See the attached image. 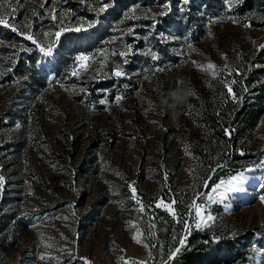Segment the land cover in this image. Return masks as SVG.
Masks as SVG:
<instances>
[{"label":"rangeland","instance_id":"1","mask_svg":"<svg viewBox=\"0 0 264 264\" xmlns=\"http://www.w3.org/2000/svg\"><path fill=\"white\" fill-rule=\"evenodd\" d=\"M240 4L0 0V17L10 21L8 28L0 25V218L9 227L7 243L16 238L0 252V264H157V210L178 218L155 206L161 200H175L176 212L177 202L183 205L184 244L176 248L196 232L210 244L231 242L218 264H264V72L258 73L264 71V8L239 16ZM113 12L118 18L110 21ZM29 34L51 46L52 55ZM149 49L157 60L145 54ZM208 63L216 69L198 67ZM31 76L41 83L36 92ZM181 85L190 100L173 108L168 94ZM226 106L254 119L238 125L237 168L204 191L207 180L199 189L193 174L199 165L193 147L207 138L203 115ZM227 128L228 137L237 131L231 123ZM107 132L115 134L111 146ZM226 155L227 165L230 150ZM241 174L243 191H226Z\"/></svg>","mask_w":264,"mask_h":264},{"label":"trees","instance_id":"2","mask_svg":"<svg viewBox=\"0 0 264 264\" xmlns=\"http://www.w3.org/2000/svg\"><path fill=\"white\" fill-rule=\"evenodd\" d=\"M263 8V0H241V4L237 8V14L239 16L243 14H250L254 10L262 12ZM117 18L118 14L113 12L110 14L109 20L112 21ZM19 68L20 67H18V69ZM261 72L264 71H260L258 73ZM31 80L33 81V91L36 92V89L41 87V83H39V81L37 82V80H35L32 76ZM104 85L108 86L110 85V82L107 81ZM217 92L223 93L225 90L217 87ZM263 92L264 85L261 87L260 93L262 94ZM89 93L90 97L95 98L94 88H91ZM260 101L261 100L258 102ZM253 119L254 116L252 113L245 115V112H241V110H232V108H229L228 106L221 107L217 113L213 110L211 112H206L203 115L202 120L207 133V138L204 145H196L193 147V153L199 160V165H196L195 171H193L195 179H199L200 181V185L198 187L199 189L202 188L204 180H207L204 188V191H207L225 174L226 170L237 168L235 162L239 160L240 157L236 155L234 140L240 133L238 131V127L241 125L242 120L249 123ZM22 123L24 126L26 125V118H22ZM229 123L237 126V131L231 132V137L226 135ZM107 137L111 146L114 142L115 134L107 132ZM229 150L231 160H229L226 165V153ZM91 154H94L93 150H91ZM225 166L227 169H224ZM186 197L189 199V196ZM176 207L178 213L177 220H173L165 213L157 210L159 215L162 216V221L156 223V239L158 245H156L153 249V260L157 264L161 261L167 260L169 253L174 251V249L178 246V241L183 227V223H180L179 221L181 217H183L182 213H184V210L183 205H180V202H177ZM160 224H163L162 230L159 229ZM7 228H9L8 224H5L0 218V252H6L16 243V238H13L11 242L7 243ZM172 235L173 240H170ZM205 241H207L206 244ZM185 242L186 245L184 247H180L181 251L171 260H167V264H218L222 259L220 258V254L231 250V242L221 241L217 244H210V240L206 235H199L196 232H192Z\"/></svg>","mask_w":264,"mask_h":264},{"label":"snow or ice","instance_id":"3","mask_svg":"<svg viewBox=\"0 0 264 264\" xmlns=\"http://www.w3.org/2000/svg\"><path fill=\"white\" fill-rule=\"evenodd\" d=\"M184 3L185 4H187L188 3V0H184ZM105 7H107V5H104L103 7H101V9H100V11H104V8ZM163 14V13H162ZM13 15H14V11H13ZM56 17H53V19H55ZM233 22H236L235 20L233 21ZM0 25H3L5 28H8L9 26H10V21L6 18V17H0ZM248 25H245V27H247ZM26 27H31L30 25H26ZM11 30L13 31V32H17L18 31V29H17V27H15V26H12L11 27ZM61 31H63V30H60V31H57L56 33H55V35L57 36V37H59L60 35H61ZM75 31H81V28H76L75 29ZM44 35L45 36H48L49 34L48 33H44ZM27 39H29V40H32V42L34 43V44H36L37 45V47H39L40 48V50L42 51V52H44V54L47 56V55H52V47L51 46H48L47 48H45V46H43V45H41V44H39L34 38H33V36L32 35H27ZM130 47V46H129ZM260 47H262V48H264V45H261ZM146 55H148V56H150V58L152 59V60H157L158 59V56L154 53V52H152L151 51V49H149V51L147 52V53H145ZM113 55H117V53H113ZM118 55H120V56H126L127 55V53H125V52H120V53H118ZM89 58L88 57H85V56H78L77 57V60H79V61H86V60H88ZM198 67H200L201 68V70H212V69H216V66L214 65V64H212V63H208L206 66L205 65H199ZM227 67V66H226ZM80 68L82 69V70H86V68H87V65H85V64H81L80 65ZM164 69H158V71H163ZM216 71H220V70H216ZM216 73L214 72L213 73V75H215ZM73 75H78V73L77 72H73ZM114 75L116 76V77H121V76H123V75H126L125 73H123V72H121V71H116L115 73H114ZM228 92L230 93V92H232V89H231V87L229 86L228 87ZM120 99H122V97H120V96H117L116 97V100L117 101H119ZM232 99H237V97L235 96V95H233L232 96ZM99 103L100 104H105L106 103V101L105 100H100L99 101ZM187 151V150H186ZM190 154V153H189ZM262 167H264V165H262ZM246 180V177H244L243 176V174H241V176L239 177V178H237V177H232L231 178V180H229L228 181V187L226 188V191H229V192H232V191H243V188L240 186V185H242L243 183H244V181ZM0 182H2V177H0ZM233 182H236L235 183V185L233 184ZM224 181H221L220 182V184H218V185H216V187L212 190L213 192H216L217 190H219L220 188H221V186L222 185H224ZM131 193H132V198L133 199H135L136 198V196H137V190H136V188L135 187H132L131 188ZM205 195H207V194H205ZM221 196H223V193H221L220 194ZM208 200L209 201H212V202H215L214 201V197L212 196V195H208ZM176 203V201L175 200H173L172 201V203L171 204H165L162 200H161V202L160 203H157L155 206L157 207V208H161V207H163L164 209H165V211H167V212H169L174 218L177 216V212L174 210V208H173V204H175ZM136 204L137 205H140V211L141 212H143L144 211V207L141 205V202H140V200L139 199H136ZM194 208H195V214H196V216H200L201 215V209H200V206H199V204H196V205H194ZM65 219H66V217H65ZM213 219V217L212 216H207V220L208 221H210V220H212ZM180 223H183L184 222V220H183V217H181V219H180V221H179ZM196 227L197 228H199V227H201V224H196ZM133 240H134V242H136L137 244H142L143 243V241L141 240V239H139L138 238V236H133ZM178 243L180 244V245H183L184 244V241L183 240H180V241H178ZM145 247H147L148 245H144ZM181 251V249L178 247V248H175L174 249V251H172V252H170L169 253V260H171L173 257H175L179 252ZM42 259H43V257H42ZM85 264H88V262L87 261H85ZM125 264H128V262H125ZM131 264H138V262H136V261H132L131 262ZM166 264H167V261H166Z\"/></svg>","mask_w":264,"mask_h":264},{"label":"clouds","instance_id":"4","mask_svg":"<svg viewBox=\"0 0 264 264\" xmlns=\"http://www.w3.org/2000/svg\"><path fill=\"white\" fill-rule=\"evenodd\" d=\"M190 95V89L185 85H181L168 94V99L172 101L171 106L173 108H182L189 102ZM165 103H167V100H165Z\"/></svg>","mask_w":264,"mask_h":264}]
</instances>
